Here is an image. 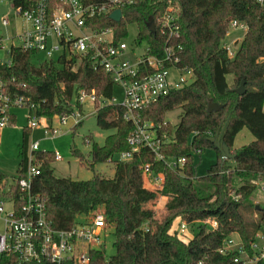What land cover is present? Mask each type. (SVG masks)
I'll return each instance as SVG.
<instances>
[{"label":"trees","instance_id":"obj_1","mask_svg":"<svg viewBox=\"0 0 264 264\" xmlns=\"http://www.w3.org/2000/svg\"><path fill=\"white\" fill-rule=\"evenodd\" d=\"M33 1L12 0L13 5H29ZM169 1L178 7L179 32L172 39L182 46L178 66L191 70L194 78L141 110V115L144 120L161 125L159 133L166 132L169 137L161 152L184 157L183 168H168L147 148H140L130 160H115L114 156L129 149L127 137L133 126L124 118V108L112 104L95 106L97 126L114 132L101 145L93 142L88 152L91 166L113 162L112 177L99 174L87 180L57 177L52 167L53 151L33 152L41 164L40 173L32 178V190L45 200L47 216L55 228H69L77 215L98 208L104 211L107 225L113 228V255L107 257L103 248L92 250L89 264H241L234 261L236 251L219 252L223 240L238 233L249 248L254 233L264 229V206L249 199L255 190L249 179L264 175V2L135 0L122 8L119 23L112 22L106 14L98 19L96 27L113 26L119 40L127 35V25L134 24L135 41L147 44L151 54H159L165 37L159 34L158 19ZM232 21L244 23L247 30L234 56L229 58L223 45ZM152 23L154 32L150 30ZM34 53L12 47L10 65L0 64V77L12 97L23 95L39 104L38 115L51 119L55 114L70 112L65 101L71 99L76 88L93 89L97 96L106 99L112 97L110 75L93 69L87 59L73 69V61L64 56L56 61L33 63ZM242 79L245 91L240 95L236 88ZM211 103L220 104L221 108L208 111ZM177 107L181 112L173 126L164 117ZM11 124H15V115ZM222 129L221 140L234 155L232 159H223L209 141ZM243 129L253 140L234 147V140ZM31 131L22 127L20 161L14 180L24 175ZM205 147L213 148L217 159L198 177L193 154ZM71 153L82 158L76 148H71ZM145 163L152 164L155 174L162 173L161 188L144 186ZM5 177L0 171V185ZM13 189L17 197L15 184ZM232 193L240 197L234 200ZM160 197H165L166 202L161 215L156 216L152 205ZM250 212H256L257 218L248 216ZM208 218L216 219V228L204 223ZM181 221L197 225L196 232L187 240L177 232ZM0 264L26 263L3 254Z\"/></svg>","mask_w":264,"mask_h":264},{"label":"built area","instance_id":"obj_2","mask_svg":"<svg viewBox=\"0 0 264 264\" xmlns=\"http://www.w3.org/2000/svg\"><path fill=\"white\" fill-rule=\"evenodd\" d=\"M4 0H0V3ZM135 0H35L29 5L14 4L13 15L20 18L25 26L9 33L7 26L9 19L0 20V50H5L9 59L0 64L10 65L12 47L23 51H33L34 55L44 53L46 59L53 60L54 52L73 61L72 68L83 59H87L92 68L101 69L110 75L112 84H117L123 92V100L115 102L114 98L97 96L95 90L76 88L70 100L65 101L70 112L55 114L60 125H66L67 120H73V127L82 119V105L91 103L93 113L95 104L120 105L124 108V118L129 121L133 129L128 134L129 149L120 152L118 160H130L140 148H147L157 160L168 168L178 170L186 163L184 157L167 156L161 152L162 145L169 141L166 132L159 133L160 124L144 120L141 110L168 95L172 90L181 88L189 83L188 79L180 76L177 80L170 79V70L192 73L186 67L178 66L182 46L172 39L178 35V7L168 2L167 7L158 19L159 34L165 37V45L159 54H151L145 44L141 54L134 55L135 41L130 45L122 39H116L113 26H97L98 19L108 15L114 23L123 18L122 8ZM264 2V0H258ZM119 9L121 18L115 22L110 13ZM96 21V22H95ZM95 24V26H94ZM128 27V25H127ZM231 28H239L246 32L244 23L232 21ZM2 30V31H1ZM3 31L5 33H3ZM228 57L232 58L235 49L224 43ZM128 54L131 58L126 56ZM33 55V56H34ZM25 107L27 113V127L31 130L39 125V121H49L46 116L36 113L39 104L29 97L20 95L12 97L6 83L0 77V129L11 125L14 109ZM77 108V111H75ZM51 129V131H50ZM54 135L57 130L47 122L44 133ZM87 143H90L89 141ZM39 141L29 142L28 158L24 175L17 178L7 189L0 185V256H15L26 264H89L90 252L100 249L103 237L107 236V223L102 209L93 210L84 215L83 220L76 221L69 228L57 229L47 216L45 200L32 190V178L40 173L41 161L37 160L33 152L38 151ZM201 152L200 150L196 153ZM54 160L62 157L58 151H53ZM145 182H152L154 188H161L162 173L155 174L151 163L142 165ZM249 183L264 195V175L249 179ZM14 184L18 189V196H14ZM240 196L232 193L237 200ZM211 228L217 227L214 218L204 220ZM187 223L181 221L177 226L179 236H185ZM236 251L235 262L241 264H264V229L254 233L249 248L245 246L238 233H232L223 240L219 252Z\"/></svg>","mask_w":264,"mask_h":264},{"label":"rangeland","instance_id":"obj_3","mask_svg":"<svg viewBox=\"0 0 264 264\" xmlns=\"http://www.w3.org/2000/svg\"><path fill=\"white\" fill-rule=\"evenodd\" d=\"M9 10V11H8ZM13 12L12 5L10 1L4 2L3 5L0 4V20L2 16L11 15ZM13 18L10 19V21ZM96 22V21H95ZM95 26V24H94ZM2 31V30H1ZM8 31V30H7ZM9 32V31H8ZM3 33H5L3 31ZM11 33V30L10 32ZM137 33V27L134 24H129L127 27V35L123 38L128 45L135 41ZM243 36V31L240 29L229 28L228 33L224 38V43L232 46L229 42L234 37ZM239 42V41H238ZM239 45V44H238ZM145 43H137L135 41L134 51L132 52V57L137 54H141L144 51ZM232 48H235L232 46ZM60 52H54L52 59L57 60ZM128 58H131L126 54ZM9 55L5 50H0V60L7 61ZM46 59L44 53H38L33 56V63H38ZM180 76L188 79L191 82L194 78L192 73L178 71L175 69L170 70V79L177 80ZM231 82V79H230ZM115 99V102L120 103L123 100V92L121 87L117 84L113 85L112 97ZM99 106V103L95 104ZM93 105L89 102H86L82 105L81 113L82 119L80 123L73 128V120L69 118L66 125H60L56 118H52L49 121H46L47 124H50L52 128H55L57 132L52 135L51 132L48 134L44 133L45 120L42 118L39 121L37 128L31 131L29 136V142L39 141L40 146L38 151H58L61 155V159L58 161L52 162V167L54 168V175L57 177H68L73 180H87L93 177L95 174H99L105 177H112L114 174V165L112 161H107L105 163L94 164L91 166L90 157L88 152L91 148L93 142L98 144H103L107 135L114 132V129H101L96 124L95 113H93ZM95 107V108H96ZM77 111V108H75ZM181 109L179 107L165 114V121H168L171 125L175 126L179 120V114ZM16 115V122L14 125H9L0 129V171L5 174L3 180V189H7L9 185L14 182V176L17 174L19 167V155H18V146L21 142V133L22 127L27 126V109L25 107L14 109ZM51 131V129H50ZM90 143H87V142ZM71 148L78 149L82 158H78L71 153ZM114 159H118V156H114ZM217 154L213 148L205 147L201 152L193 154V165L196 176H203L206 170L216 162ZM239 179H235V182H238ZM250 201L254 204H259L264 206V195L258 190L255 189L252 195L249 197ZM163 198L161 202L157 201L156 204L152 205L153 212L156 216H160L163 212ZM150 208V207H149ZM101 208H98V211ZM253 219L257 218L256 212H250L247 214ZM84 215H77L75 220H83ZM196 224H187V230L184 237V240L191 237L196 232ZM107 236L103 237V248L105 255L107 257L113 255L114 248L112 246L113 242V228L107 225ZM2 231V221L0 220V232Z\"/></svg>","mask_w":264,"mask_h":264},{"label":"crops","instance_id":"obj_4","mask_svg":"<svg viewBox=\"0 0 264 264\" xmlns=\"http://www.w3.org/2000/svg\"><path fill=\"white\" fill-rule=\"evenodd\" d=\"M7 1H10L11 2L12 10H13L14 5H13L12 0H4L0 4L3 5L4 2H7ZM4 17H6V18L9 19V25L7 26V30L9 32L11 30V33H14V31H16L18 29L20 30V29L24 28V26H25L24 22L20 18L14 17L13 12L11 13V15L2 16L1 18H4ZM11 18H13V20L10 21ZM234 29H236V28H234ZM237 29H239V28H237ZM244 33L245 32L243 31V36H244ZM243 36L242 37L236 36L233 39H231V41L229 42L233 47H235L234 48L235 50L237 49L238 44L241 41V39L243 38ZM230 79H231V76H228V81H230ZM263 110H264V104H263ZM14 115H15V113H14ZM15 122H16V115H15ZM11 125H14V124H11ZM252 140H253V137L250 135V133L246 129H243L236 136V138L234 140V147H239V146H241L243 144H247V143L251 142ZM39 146H40V143H39ZM144 186L146 188H148V189H153L154 188V184L152 182H147L146 181V182H144ZM163 198L165 199L164 201L166 202V198L165 197H160L158 199V202L159 201L161 202V200ZM165 202H163V207H164Z\"/></svg>","mask_w":264,"mask_h":264},{"label":"water","instance_id":"obj_5","mask_svg":"<svg viewBox=\"0 0 264 264\" xmlns=\"http://www.w3.org/2000/svg\"><path fill=\"white\" fill-rule=\"evenodd\" d=\"M110 18L115 22H119L121 18V11L119 9L113 11L110 13ZM150 30L152 32L155 31V26L153 23L150 25ZM244 91V80L242 79L239 86L236 88V92L241 95L244 93ZM219 108H221V105L217 103H211L208 105V111L218 110ZM222 132L223 129L218 134L211 136L209 141H211L214 144V147L221 152L223 159H232L234 155L230 153L227 144L221 140ZM258 208L259 206H257V209Z\"/></svg>","mask_w":264,"mask_h":264}]
</instances>
